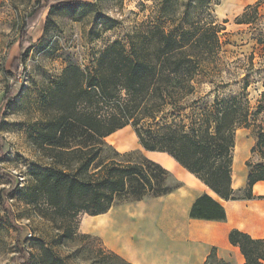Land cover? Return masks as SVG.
Returning <instances> with one entry per match:
<instances>
[{
  "label": "trees",
  "instance_id": "trees-1",
  "mask_svg": "<svg viewBox=\"0 0 264 264\" xmlns=\"http://www.w3.org/2000/svg\"><path fill=\"white\" fill-rule=\"evenodd\" d=\"M64 3L35 0L20 27L22 47L47 7ZM179 3L164 0L161 12L174 15L143 23L128 36V46L116 42L85 70L75 65L65 69L56 114L39 131L52 166L33 170L26 190L27 204L43 218L50 217L61 233L56 244L76 238L99 240L76 233L72 223L80 214L104 215L115 207L161 198L181 187L170 171L140 151L120 154L107 143L109 136L129 126L144 150L169 155L222 200L257 198L253 188L264 182V92L254 106L248 86L238 96H217L212 104L200 105L192 99L205 81L220 74L226 28L217 24L212 0H188L183 16H178ZM262 3L248 6L236 24L257 19ZM241 128L250 130L256 142L245 163L246 188L235 190L234 151ZM107 151H112L111 157H104ZM190 217L225 221L226 212L204 195L193 205ZM23 230L20 227L19 234ZM229 240L240 249L244 264H264V239L232 230ZM91 252L95 255L91 264H131L104 247ZM40 259L42 264H69L43 242ZM205 264L230 263L212 249Z\"/></svg>",
  "mask_w": 264,
  "mask_h": 264
},
{
  "label": "rangeland",
  "instance_id": "rangeland-1",
  "mask_svg": "<svg viewBox=\"0 0 264 264\" xmlns=\"http://www.w3.org/2000/svg\"><path fill=\"white\" fill-rule=\"evenodd\" d=\"M259 1L264 0H212L213 16L226 30L222 33L220 74L205 81L192 98L200 105L212 104L217 96L220 99L238 96L248 86V98L254 106L264 92V3L252 23L236 24V18L246 8ZM163 2L65 0L54 9L47 7L38 24L29 30L22 47L20 27L35 0L0 1V264H42L40 242L53 246L69 264H91L95 257L91 250L104 247L112 251L100 236L85 231L89 217L86 214H80L72 226L77 234L92 235L99 240L76 238L56 244L61 233L50 217L43 218L27 204L26 190L33 170L52 166L49 153L39 141V131L56 114L57 90L65 69L75 65L85 70L114 43L128 46V36L143 23L173 16L172 11L161 12ZM187 2L180 0L178 16L185 14ZM255 142L250 130L237 131L234 156H238L240 164L239 177H246L245 163ZM141 149L130 152L144 154ZM111 156L112 151L104 155ZM245 188L246 183L240 190ZM261 202L264 204V196ZM40 206L48 208L43 202ZM121 207L127 205L115 208ZM57 220L61 222L60 218ZM254 225V235L264 238V226L257 221ZM20 227L24 228L21 234Z\"/></svg>",
  "mask_w": 264,
  "mask_h": 264
},
{
  "label": "crops",
  "instance_id": "crops-1",
  "mask_svg": "<svg viewBox=\"0 0 264 264\" xmlns=\"http://www.w3.org/2000/svg\"><path fill=\"white\" fill-rule=\"evenodd\" d=\"M129 128L122 130H131ZM126 135L129 136V132ZM135 148L139 147L134 146L125 153ZM141 150L147 157L146 150ZM170 172L181 184L179 189L161 198L113 208L104 215L89 216L85 231L100 236L113 252L131 264H205L212 249L230 264H244V256L230 243L229 235L232 230H239L253 238H261L253 232L255 221L264 226V204L261 202L264 192L257 191V188L264 189V182L253 188L257 198L227 202L183 167L182 172ZM247 174L246 177L238 176L237 180L233 177L235 190L244 187ZM204 195L224 208L225 221L190 217L193 205Z\"/></svg>",
  "mask_w": 264,
  "mask_h": 264
},
{
  "label": "bare ground",
  "instance_id": "bare-ground-1",
  "mask_svg": "<svg viewBox=\"0 0 264 264\" xmlns=\"http://www.w3.org/2000/svg\"><path fill=\"white\" fill-rule=\"evenodd\" d=\"M128 132L130 134L129 136L126 135ZM106 140H108V142L111 145H113L117 149V151L120 153H125L126 151H129L134 146H138L142 148L133 130H128V129L121 130L109 136ZM145 153L150 160L162 165L165 169L172 171V172H182V167L169 155L163 154V153H157V152L150 153L148 151H145ZM237 160H238V156L234 158L233 177L235 180H237L238 178V172L241 171L239 167L240 164L238 165ZM235 186H237V183ZM257 191L264 192V189L257 188Z\"/></svg>",
  "mask_w": 264,
  "mask_h": 264
}]
</instances>
